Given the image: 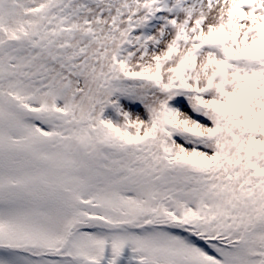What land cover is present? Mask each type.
<instances>
[{
  "label": "snow or ice",
  "instance_id": "snow-or-ice-1",
  "mask_svg": "<svg viewBox=\"0 0 264 264\" xmlns=\"http://www.w3.org/2000/svg\"><path fill=\"white\" fill-rule=\"evenodd\" d=\"M0 264H264V0H0Z\"/></svg>",
  "mask_w": 264,
  "mask_h": 264
}]
</instances>
